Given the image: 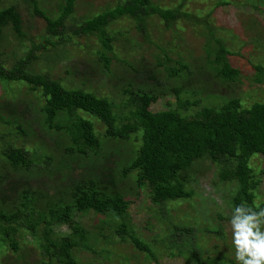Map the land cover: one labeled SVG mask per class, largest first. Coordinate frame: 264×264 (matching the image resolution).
Here are the masks:
<instances>
[{
    "label": "trees",
    "instance_id": "trees-1",
    "mask_svg": "<svg viewBox=\"0 0 264 264\" xmlns=\"http://www.w3.org/2000/svg\"><path fill=\"white\" fill-rule=\"evenodd\" d=\"M77 1L64 0L54 19L37 10L47 21L49 37L63 40ZM30 2L37 8V1ZM183 2L166 6L153 0H125L88 18L75 31L74 35H95L98 39L100 67L106 81L114 83V96L122 94L121 102L88 89L86 81L79 84L71 80L66 85L49 72L35 70L37 51L61 45L49 37L47 43L33 45L10 67L0 61V82L23 84L37 98L35 101L26 94L23 98L17 92L0 96V264L5 258H14L12 264H27L23 261L28 251L21 247L19 235L24 240L27 235L32 237L29 245L37 246L42 264H94L81 262L74 254L78 247H91L89 230L76 214L80 218L98 214L103 225L113 227L123 241L144 253L146 260H157L158 247L137 235L128 211L134 195L146 187L151 203L158 206L156 217L166 224L156 244L161 239L170 258L181 257L189 264H243L217 249L219 243L213 245L214 254L205 242L198 243L195 233L215 234L225 240L221 224L198 228L175 222L169 216V203L194 196L190 188L193 176L201 164L209 162L207 168H217L220 181L238 183L231 202L234 217L255 214L254 221L264 222V216L259 215L264 201H258L264 185V101L247 106L238 97L214 100L218 94L192 86L194 70L187 59L172 57L164 47L163 58L150 67H136L132 60L123 59V65L130 72L135 70L136 76L129 75L127 68L117 72L111 66L117 57L116 37L110 32L113 22L123 17L133 19L143 37L150 40L149 18L159 17L165 29L185 18L208 28L206 48L209 56H214L209 61L216 76L236 81L241 72L230 58L235 53L214 35L207 21L184 11ZM248 4L264 12L261 5ZM223 5L233 4L219 1L218 6ZM7 28L24 35L16 5L0 9V41ZM258 69L260 74L264 72L261 65ZM204 92L217 103L202 104L199 95ZM167 93L175 96V106L155 111L153 104ZM32 112L36 116H31ZM18 134L39 145L34 149L16 145ZM39 150L42 154L36 153ZM256 156L262 158L263 168L253 164ZM131 179L135 183L129 185ZM237 208L243 212L238 213ZM64 225L70 231L58 234L56 227ZM8 248L17 255H6Z\"/></svg>",
    "mask_w": 264,
    "mask_h": 264
},
{
    "label": "rangeland",
    "instance_id": "rangeland-1",
    "mask_svg": "<svg viewBox=\"0 0 264 264\" xmlns=\"http://www.w3.org/2000/svg\"><path fill=\"white\" fill-rule=\"evenodd\" d=\"M35 1L38 4L37 8L32 6L30 0H0V9L9 5H16L23 19V36H18L11 28H7L0 41V61L9 64V67L10 63L12 64L16 59L25 56L33 45L40 47L47 43L49 37L46 29L47 21L37 10L45 12L54 19L61 13L59 6L64 3V0ZM123 1L125 0H78L74 13L68 17L66 33L63 35L64 41H60L58 36L49 37L52 42L58 43L60 41L61 45L49 46L48 49L37 51L38 57L33 59L35 70L49 72L52 76L61 79L66 85L71 80L79 84L86 81L88 89L97 90L102 95L108 94L112 99L116 98L115 101L121 102L122 94L118 93L114 96V83L109 84V80L106 81L103 67H100L98 51L102 49L96 36L74 34L85 20L115 8ZM153 1L156 4L166 6L179 5L183 2V0ZM219 1L221 0H186L183 2V10L207 21L214 35L223 39L225 45L235 53L234 56L230 55V58L241 72L236 81H226L216 76V72L211 69L212 65L209 61L214 59V56H209L206 48L208 28L201 22L197 23L185 18L177 21L170 29H165L159 17L149 18L150 40L143 37L133 19L123 17L113 22L110 26V32L116 37L114 45L117 57L112 61L111 66L117 72H122L123 69L127 68L123 65V59L132 60L136 67H143L146 64L149 67L153 66L157 63L158 58L162 59L165 55L161 49L164 47L172 57L180 56L187 59L192 70H194L191 79L192 86L208 88L207 91L210 93L218 94L220 97L215 96L213 97L214 100L223 102L225 98L238 97L242 98V102L247 106L256 101H264V72L260 74L258 69L260 65L264 67V12L256 10L248 4V2H252L264 7V0H229L232 1V6L223 5L221 7L218 6ZM127 72L129 75L136 76L135 70L130 72L127 68ZM138 81L141 79L138 78ZM91 84L92 86H90ZM115 91L119 92L117 88ZM12 92H17L23 98L26 94L28 98L32 96L35 101L37 100L35 93H30L28 87L23 84L14 83L10 85L0 82V96ZM206 92L199 95V98H202V104L217 103ZM175 103V96L172 93H167L157 103L153 104L152 108L159 111L167 107H174ZM31 116H36V114L33 113ZM29 118L31 117L29 116ZM97 125L99 128L101 127V130L103 129L101 125ZM37 131L42 136L40 131ZM14 142L16 145L24 144L33 149L38 144L28 141L23 134H18L17 138H14ZM36 153L42 154V151L39 150ZM114 161H117L116 157ZM253 161L257 169L263 168L261 157H254ZM2 163L0 158V164ZM117 163L120 164L118 161ZM206 164L208 165L209 162ZM206 164H201L200 169L193 176L194 179L190 188L193 189L194 196L186 201L180 200V202L169 203V216L171 220L191 227H218L221 224L226 236L225 240L218 239L217 235L214 234L213 236L206 232H203V235L195 233V237L199 244L202 245L205 242L206 248H210L213 254L215 251L213 245L220 244L217 249L225 250L236 258L233 236V221L236 218L233 215L231 202L237 192L238 183L220 181L218 169L212 167L209 170ZM128 183L129 185L134 184L135 181L131 179ZM259 194L258 201H264V185H262ZM157 208L158 206L151 203L149 188L146 187L142 188L140 194L134 195V201L128 210L137 235L153 247H158L156 251L157 260H146L145 254L134 248L132 243L123 241L121 236L113 231V227L103 225L98 214H90L82 218H80V214H76V217L89 230L91 247L76 248L75 256L81 262L94 264H189L186 259L181 257L170 258L168 256L169 251L162 247L161 239H159L158 245L156 244V239L161 236L158 234L162 233L166 226L156 217ZM253 222L257 223L259 229L264 232V222L261 223L260 220ZM100 226H104V228ZM56 230L58 234L62 235L70 231L67 225L58 226ZM18 240L21 247L24 246V249L28 251L26 261L23 263L42 264V260H40L42 257L37 246L29 245L32 242V237L27 235L24 240L23 236L19 235ZM21 252L22 250L18 253ZM6 255L15 257L17 254L8 248ZM13 259L5 258L3 264H12Z\"/></svg>",
    "mask_w": 264,
    "mask_h": 264
},
{
    "label": "clouds",
    "instance_id": "clouds-1",
    "mask_svg": "<svg viewBox=\"0 0 264 264\" xmlns=\"http://www.w3.org/2000/svg\"><path fill=\"white\" fill-rule=\"evenodd\" d=\"M236 211L242 213L243 209L237 208ZM259 215L264 216V209H261ZM254 219L255 214L243 218L237 216L233 221L236 259L243 264H264V233L260 232ZM254 228L256 231H253Z\"/></svg>",
    "mask_w": 264,
    "mask_h": 264
},
{
    "label": "bare ground",
    "instance_id": "bare-ground-1",
    "mask_svg": "<svg viewBox=\"0 0 264 264\" xmlns=\"http://www.w3.org/2000/svg\"><path fill=\"white\" fill-rule=\"evenodd\" d=\"M209 210V209H208ZM210 225V224H209ZM193 249V248H192ZM82 250V249H81Z\"/></svg>",
    "mask_w": 264,
    "mask_h": 264
}]
</instances>
